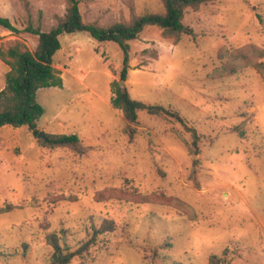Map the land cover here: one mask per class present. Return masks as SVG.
Listing matches in <instances>:
<instances>
[{"label": "rangeland", "instance_id": "rangeland-1", "mask_svg": "<svg viewBox=\"0 0 264 264\" xmlns=\"http://www.w3.org/2000/svg\"><path fill=\"white\" fill-rule=\"evenodd\" d=\"M79 1L84 21L101 26L129 21L133 8L165 11L159 0ZM68 6L0 0V16L50 30ZM184 23L194 33L180 41L155 25L130 41L127 80L118 43L60 36L64 84L38 90L45 111L37 128L77 133L89 150L50 149L27 125L0 127V207L14 206L0 213V264H49V233L76 249L105 218L116 229L70 264H209L214 253L224 264H264V78L253 65L218 74L229 62L224 50H264V0H215L188 9ZM17 40L35 50L39 37L0 25V48ZM9 70L0 57V91ZM114 80L183 121L141 110L129 123L113 105ZM192 128L200 135L195 175Z\"/></svg>", "mask_w": 264, "mask_h": 264}, {"label": "trees", "instance_id": "trees-1", "mask_svg": "<svg viewBox=\"0 0 264 264\" xmlns=\"http://www.w3.org/2000/svg\"><path fill=\"white\" fill-rule=\"evenodd\" d=\"M215 0H159L164 7V12L148 11L133 13L129 21L116 22L110 26H101L97 23L84 21L79 0H67L69 6L67 13L59 17L56 25L50 30H42L29 24L21 29L9 17L0 16V25L15 33L30 32L39 37L35 50L28 48L22 41L17 40L0 48L1 59L10 66L7 73L6 85L0 91V127L13 125L19 127L27 125L35 134H39L37 121L45 109L37 100V93L43 87H62L64 84L60 70L55 66V55L61 49L60 36L64 33L85 32L100 42L113 41L119 44L123 51L122 80H127L131 70V44L130 41L138 39L143 31L151 25L159 26L166 37L180 41L185 34H193L194 29L184 23L188 9L199 10L202 5ZM227 49V48H225ZM227 55L225 62L218 74L227 75L236 73L241 67L253 65L264 78V62H257L258 53L264 50L254 44L235 48L233 51L224 50ZM229 52L230 55L227 54ZM113 105L122 110L129 123H135L139 118V111L147 110L150 114L167 117L173 115L183 121V117L161 104H148L132 97L129 89L123 87L120 81L114 80ZM194 141L192 151L193 175L201 163L197 158L199 151L200 135L193 129ZM47 139L40 142L50 149L70 148L84 154L89 150L77 133L58 134L48 133ZM114 189H110L113 191ZM144 199V198H143ZM13 204L0 207V213L13 209ZM115 221L105 218L103 223L94 225L93 232L84 239L78 248L72 249L63 245L62 236L51 232L47 236L48 243L53 247L49 264H70L75 257L83 256L98 244L101 235L114 231ZM65 234V230H62ZM4 255L0 248V256ZM209 264H224L222 255L211 254Z\"/></svg>", "mask_w": 264, "mask_h": 264}, {"label": "water", "instance_id": "water-1", "mask_svg": "<svg viewBox=\"0 0 264 264\" xmlns=\"http://www.w3.org/2000/svg\"><path fill=\"white\" fill-rule=\"evenodd\" d=\"M121 85L124 86V81L121 82ZM38 137L41 138V139H47V135L44 131H40L39 134H38Z\"/></svg>", "mask_w": 264, "mask_h": 264}]
</instances>
